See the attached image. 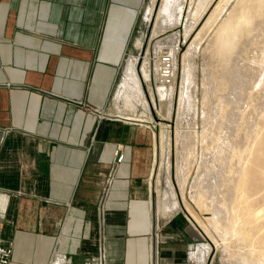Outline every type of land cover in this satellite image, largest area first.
Segmentation results:
<instances>
[{"label":"crops","instance_id":"1","mask_svg":"<svg viewBox=\"0 0 264 264\" xmlns=\"http://www.w3.org/2000/svg\"><path fill=\"white\" fill-rule=\"evenodd\" d=\"M143 2L0 0L9 264H50L56 251L72 264L100 251L102 264H188L183 215L158 226L151 203L156 129L108 108Z\"/></svg>","mask_w":264,"mask_h":264},{"label":"bare ground","instance_id":"2","mask_svg":"<svg viewBox=\"0 0 264 264\" xmlns=\"http://www.w3.org/2000/svg\"><path fill=\"white\" fill-rule=\"evenodd\" d=\"M213 1L190 0L186 37ZM183 4L184 0L149 1L145 17L151 22L155 19L152 37L165 28V23L179 22ZM142 44V39H136L139 49ZM156 47H161L160 42ZM166 47L175 68V46ZM146 52L142 63L140 56L127 55L113 112L131 119L133 114L119 109L124 106L136 112L140 105L142 112L138 118L158 130L156 134L153 131L154 150L163 157L166 150L169 155L168 132L151 114L152 108L156 109L152 91H148L147 99L142 89L143 82L150 77L151 63ZM198 52L202 55L199 131L195 122L189 127L182 126L186 112H193L195 118L199 108V100L191 92L195 84L194 57ZM181 66L174 143L176 177L183 202L174 194L169 173L167 191L161 198L157 176L151 198L155 214L157 218L165 217L182 206L188 212V221L200 227L208 238L204 249L210 246L221 249L239 264H264V0H218L184 52ZM156 88L165 110L164 114L158 110V114L169 119L174 81ZM165 164H169V159ZM192 169L193 176L189 173ZM187 195L209 217L201 220L195 216ZM56 259L60 264L63 253L57 251Z\"/></svg>","mask_w":264,"mask_h":264},{"label":"rangeland","instance_id":"3","mask_svg":"<svg viewBox=\"0 0 264 264\" xmlns=\"http://www.w3.org/2000/svg\"><path fill=\"white\" fill-rule=\"evenodd\" d=\"M150 0H144L143 2V6L140 10V13L138 15L137 18V22L135 25V28L133 30L132 33V41L129 45L130 48H132L131 50L133 51L132 53L129 54H133L136 56H140L141 59V63H142V59L143 56L145 54V52L148 50L147 53V58L149 57L150 54H152L155 51H160L161 49L165 48L166 46H168L169 44H174L175 49H176V53L175 54V79H174V97H173V108H172V112H171V117L169 119H163L162 116H160L159 111H162V114H164L165 110H164V105L161 101H159L158 96H157V92H156V87L158 85H156V83L154 82V73H155V69H156V65L154 66V62H152V60H150L149 67H150V77L149 80L147 82H143L142 85V89L144 92V95L147 96V99L149 98V90L152 91L153 96L155 98V108H152L151 110V114L155 120V122H162L164 129L168 132V138H169V155L167 154V150L165 151L163 157L160 155V152L155 153L154 150V155H153V172H152V184H153V188H154V184L156 181V177L158 176L159 178V189H160V197L162 198L163 193L165 191H167V184H166V178L169 176L171 178V182L173 184V190H174V194H176V198L182 203L183 202V198L180 194V190L178 187V181H177V177H176V153H175V143H174V136H175V127H176V113H177V105H178V95H179V90H180V79H181V72H182V57L184 52L186 51V49L188 48L190 42L192 41V39L194 38L196 32L201 28V26L203 25V22L205 21V19L207 18V16L210 14V12L213 10V8L217 5L218 0H214L207 8L206 12L203 14V16L201 17V19L199 20V22L197 23V25L194 27V29L192 30V32L190 33V35H188L186 37V29H185V20L186 17L188 15V10L190 8V0H184V4L183 7L181 9V15H180V19L179 22L174 24H169L168 22L165 23V26L163 25V30H161L160 32H158L156 35H154L153 37L151 36L152 34V30H153V26H154V22L155 19L151 22L149 21L145 16H146V10H147V5L149 3ZM230 7V6H229ZM209 34L207 35V37L202 41L201 43V49L204 47V45L207 42V38H208ZM136 39H142L143 40V44H142V49H139L140 47H134L133 43L136 44ZM160 42V46L161 47H156V43ZM168 50L169 48L166 47ZM128 54V55H129ZM199 54V55H198ZM128 58V56L125 55V58L121 64V67L119 69L118 75H117V79H116V85L115 88L113 90V93L111 95V100L109 102V110L114 111L116 110L115 105H114V98H115V93L117 91V87L119 82L121 81L122 75H123V69L125 66V62L126 59ZM194 62L195 64V84L194 86L191 88V92L194 93L197 98H198V113L196 112L195 118L192 117L193 116V112L191 111H187L183 120H182V126L183 127H189L193 125V123L195 122L196 124L195 129L196 130H200V125H201V112H200V101H201V97H202V90H201V64H202V55L200 52H198L195 57H194ZM153 66V68H152ZM200 70V71H199ZM151 88V89H150ZM122 106V104L119 103V106ZM114 107V108H113ZM123 108V109H122ZM113 109V110H112ZM121 112L123 113H129L130 115L133 114L131 119L140 121L142 124H145L146 126H150L151 123L146 122L145 120L139 119L138 117L140 116L141 112H142V108L141 106L137 105L136 107V112H131L130 109L125 108L124 106L121 107V109H119ZM189 113V114H188ZM198 116V117H196ZM127 117V116H126ZM194 118V119H193ZM197 119V122H196ZM187 120V121H186ZM191 120V122H190ZM198 124V125H197ZM167 125V126H166ZM158 125H155V127H157ZM159 128V126L157 127V129ZM155 134L158 132L154 131ZM152 136L154 138V133H152ZM154 144H155V138H154ZM156 146V145H155ZM163 158V160H162ZM169 159V164L166 165L165 161H168ZM190 175L193 176L194 174V170L192 169L190 172ZM191 176L188 178L189 183L191 181ZM154 191V189H153ZM187 201L191 204V210L192 212L195 214V216H197L198 218H200L201 220H203L204 218L209 217L208 213L205 211H199L194 205L193 203L189 200V197L187 195ZM174 215H183V221H185L187 223V229H189L190 233H191V240L189 241V243L187 244V263L188 264H239L237 259L231 258L229 255L227 254H223L221 252V249H215L212 246L209 247V249H207V247L204 249V247L206 245H208L209 241L208 238L206 237V235L204 236V233L202 234V232L200 231V227L197 226H193L191 224V222L188 221V212L184 209V207H180L178 210L174 211V213L165 216V217H160L158 219V226L167 218H173ZM187 215V216H186ZM187 217V218H186ZM195 227V228H194ZM197 229V230H196ZM201 232V233H200ZM148 236H150V234H148ZM99 249V248H98ZM100 249H102V247H100ZM194 251V252H193ZM60 252V251H59ZM191 252V253H190ZM192 252L194 253L192 256ZM62 253V252H60ZM101 251H100V255H98V257H96L95 259H87L82 261L79 264H101ZM56 254L57 251L54 253L51 263L50 264H58L57 259H56ZM189 255L191 256L192 259L189 258ZM63 261L60 262V264H72L69 263V260L67 259V257L65 256V254L63 253ZM49 264V263H47Z\"/></svg>","mask_w":264,"mask_h":264},{"label":"built area","instance_id":"4","mask_svg":"<svg viewBox=\"0 0 264 264\" xmlns=\"http://www.w3.org/2000/svg\"><path fill=\"white\" fill-rule=\"evenodd\" d=\"M150 60L155 63L154 82L158 86H167L175 79V68L172 54L165 47L160 51L149 55ZM124 158V150L119 145L114 151V165H118ZM102 214V210H101ZM13 251V242L8 238L0 239V264H9Z\"/></svg>","mask_w":264,"mask_h":264}]
</instances>
